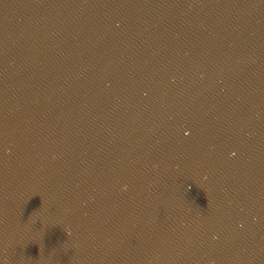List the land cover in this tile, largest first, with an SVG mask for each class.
Segmentation results:
<instances>
[{
    "label": "water",
    "instance_id": "obj_1",
    "mask_svg": "<svg viewBox=\"0 0 264 264\" xmlns=\"http://www.w3.org/2000/svg\"><path fill=\"white\" fill-rule=\"evenodd\" d=\"M76 0H0V264H69Z\"/></svg>",
    "mask_w": 264,
    "mask_h": 264
}]
</instances>
